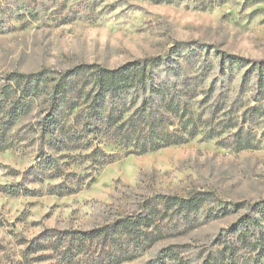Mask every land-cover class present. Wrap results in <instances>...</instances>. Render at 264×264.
Listing matches in <instances>:
<instances>
[{
    "label": "rangeland",
    "instance_id": "obj_1",
    "mask_svg": "<svg viewBox=\"0 0 264 264\" xmlns=\"http://www.w3.org/2000/svg\"><path fill=\"white\" fill-rule=\"evenodd\" d=\"M147 61L155 63L149 68L155 84L167 85L170 96L181 93L180 110L189 107L166 128L186 134L198 122L187 124L192 115L206 124L196 137L146 154L126 146L119 151L103 138L101 146L91 139L89 148L87 139L70 144L71 151L54 155L51 175L62 177L51 180L32 148L0 151V264H63L66 253L55 250L62 235L101 227L148 200L170 215L163 238L124 264H146L182 244L191 246L192 264H200L197 255L209 252L222 233H232L233 242L239 235L255 241L257 228L264 234V87L254 70L264 63V0H0V77L47 71L49 91L63 74L85 70L68 81L69 88H85L91 98L92 67L115 71ZM120 90V97L106 93L95 101L106 116L114 105L128 109L118 124L129 127L128 117L153 92L126 85ZM121 97L138 102L125 107ZM226 123L238 128L224 129ZM24 127L21 137L30 123ZM240 129L251 131L253 148L235 149ZM7 186H22L30 196L9 195ZM159 197L193 198L200 206L177 215ZM241 248L247 257L255 253ZM95 250L89 247L74 263Z\"/></svg>",
    "mask_w": 264,
    "mask_h": 264
},
{
    "label": "trees",
    "instance_id": "obj_2",
    "mask_svg": "<svg viewBox=\"0 0 264 264\" xmlns=\"http://www.w3.org/2000/svg\"><path fill=\"white\" fill-rule=\"evenodd\" d=\"M228 60L230 64L241 65L240 62L232 61V57H228ZM154 64L153 61L140 62L115 71L92 67L96 71L89 73L92 74L90 78L96 87L91 98L84 95L85 88L84 90L69 88L71 85L68 81L79 77L85 70L77 69L63 74L60 82L49 91L46 89L47 84L53 80L47 71L34 75L14 72L0 77V151L32 148L37 152L36 158L43 161L39 167L46 172L45 179L51 180L62 177V175H51L50 170L55 165L54 155L71 151L70 144L79 145L84 139H87V144H89L87 148L92 146L88 140L91 139L92 143L96 142L97 146H101L100 141L103 138L111 146L119 148V151L123 148L122 146H126L135 152L146 154L181 144L186 141V138L196 137L200 125L206 123L201 118H194L193 115L189 117L187 124L193 126L196 121L198 122L195 128L186 133L187 135L181 134V136L177 134V131H171V127L166 128L173 116H187L189 107L185 106L186 109L180 110L181 107L176 102L180 105L185 104L180 96L181 93L178 92L175 97L170 96L167 85L158 87L155 84V76L149 70ZM254 70L260 74V86L264 87V63L257 64ZM122 85H126L129 89L140 88L143 93L149 90L153 92L143 97V103L140 105L142 109L128 117V121H131L129 127L126 125L122 127L118 124L128 115V109L114 105L110 110L111 115L106 116L101 112V104L97 105L98 102L95 101L96 96L104 98L106 93L120 97ZM71 92H80V95L71 97ZM122 100L125 107L135 106L138 102L137 97ZM78 103H82L83 108L75 117L76 109L79 107ZM147 104L153 106L149 112L143 109ZM137 119L143 129L136 126ZM24 122H29L31 129L29 127L27 132L30 133L26 132L25 136L21 137L26 128H23ZM116 124L119 126L115 127ZM226 124L227 127L224 129L230 130L237 127L236 124ZM29 135V139L26 140ZM122 136L125 141L121 138ZM233 136L237 139L236 150L253 148L254 140L251 138V131L244 132L240 129ZM36 183L42 184L44 181H36ZM3 191L17 197L30 196V191L23 189L22 186H7L3 188ZM159 198L162 199L167 210L175 207L177 215L181 214L182 210L190 212L200 206L193 198L181 200L176 197ZM161 212L155 202L145 201L144 205L133 213L117 216L101 227L65 233L57 240L58 247L55 250L61 249L66 253L61 261L63 264H75L74 261L89 247L96 250L79 261V264H124L134 261L151 250L163 238L161 236L162 229L165 227L163 223L170 215ZM247 220L251 221L250 225L259 226V221L252 219V216H248ZM241 226L240 224L239 227ZM257 231L261 237L258 236V240L255 241L239 235L233 242L231 241L232 233L227 232L226 235L222 233L218 241L210 245L209 252L197 255V260L203 258L200 264H264V234L260 228H257ZM242 246L255 253H251L250 257L240 254ZM190 248L191 246L186 244L166 247L159 252L156 258L146 264H192L193 260H189L193 256V253L189 251Z\"/></svg>",
    "mask_w": 264,
    "mask_h": 264
}]
</instances>
